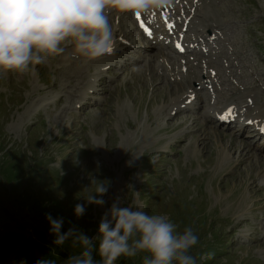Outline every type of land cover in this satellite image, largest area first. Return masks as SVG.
I'll use <instances>...</instances> for the list:
<instances>
[{"label":"rangeland","instance_id":"374dc122","mask_svg":"<svg viewBox=\"0 0 264 264\" xmlns=\"http://www.w3.org/2000/svg\"><path fill=\"white\" fill-rule=\"evenodd\" d=\"M212 1L213 16L233 25L221 43L226 54L221 50L209 62L201 54L169 56L173 69L183 71L181 83L160 67L163 50L151 52L154 46L143 44L146 63L139 61L131 13L115 9L106 10L109 23L134 49L116 47L122 52L111 57L114 62L78 57L66 44L62 55L49 57L35 72L0 73V198L7 210L16 203L6 200L9 188L24 185L43 198L46 212L60 211L71 227L95 238L101 218L118 200L120 207L165 216L179 231L191 226L199 237L190 251L197 264H264V151L254 146L263 141L249 139L250 130L240 132V124L229 130L212 118L215 107L238 96L256 102L250 113L264 104V0ZM223 63L231 83L239 85L235 96L230 84H203L201 67ZM191 91L198 98L180 103ZM14 168L18 176L10 182L6 176ZM93 179L108 187L97 196L103 205L84 199ZM77 203L86 208L79 217ZM38 215L25 213L26 229L37 224L49 231ZM144 255L122 258L142 264Z\"/></svg>","mask_w":264,"mask_h":264},{"label":"clouds","instance_id":"9594fccd","mask_svg":"<svg viewBox=\"0 0 264 264\" xmlns=\"http://www.w3.org/2000/svg\"><path fill=\"white\" fill-rule=\"evenodd\" d=\"M168 3L169 0H0V73L35 72L36 66L47 64L49 57L62 55L66 44L78 57H103L115 40L107 9L136 16ZM84 191H88L84 197L88 204L103 205L105 201L97 196L107 193L108 187L93 179ZM74 211L82 216L85 205L77 203ZM45 216L56 237L53 243H68L73 250L62 264H115L122 256L133 258L139 253H146L142 264H197L190 251L199 237L191 226L179 231L178 225L165 216L120 207L118 200L101 218L95 238L75 226L62 231L63 217H53L51 213ZM35 264H57V260L43 257Z\"/></svg>","mask_w":264,"mask_h":264},{"label":"bare ground","instance_id":"6f19581e","mask_svg":"<svg viewBox=\"0 0 264 264\" xmlns=\"http://www.w3.org/2000/svg\"><path fill=\"white\" fill-rule=\"evenodd\" d=\"M220 1L221 0L212 1L211 5L213 4V2H214V4L217 5ZM169 2L173 3V5L170 7V11H169V15L172 18L173 23H174L173 27L171 29H168L167 26L162 23L161 16L165 10L164 6L161 8H158V9H153L148 14H145L146 18H148L155 25L156 28H155V31L153 33V38L151 39V40H153V42L147 41V43H144V46L146 47L148 44L150 46H154V48L151 49V52H153L152 50H154V49H156L158 51V53H159V50H163V53L161 54L160 59L158 60L159 62H161L160 67H163L164 74L167 75V77H169L168 79L170 81L181 83V81H180L181 79L179 77H180V75L183 74V71L180 70V68L178 71L174 70L173 64L170 62V60H168V57L170 54V52H168V51H174L175 52V48H174V45H176V43L174 42L175 39L177 38V40H178V38H180L181 35L187 34L190 30V27L194 26V24L198 25L200 27V29H197V31H198L197 36H193V37L183 41L185 47H187L186 50H188V49L194 50V49H197L200 44L205 45L204 40H206L208 44H213L211 39H206V37H210L211 34H214V36H216V35L219 36L221 34V43L225 42L227 40L225 38L226 37L229 38L228 34H226L225 31L227 30L228 27L232 28L233 25H232V23H229V22L227 24L220 22L216 18L218 16V15H216V13H215V17L213 16L212 10H210L209 0H169ZM109 13H112L111 10L109 11ZM211 16L214 17L213 18L214 21L217 20V23L213 22V20L210 21ZM133 17H134V15H133ZM114 18H116L117 20L120 19L118 14H116ZM188 18H191V22L188 25L187 30L184 31V29L186 27L185 23H186V20ZM200 20L202 22H200ZM119 25H120V21H118L115 24V27L117 26V29H118L120 27ZM121 27H123V26H121ZM121 30H120V34H122ZM120 34L116 35V33H114L115 40H114V46L112 48V51L107 52L101 58H103L104 60H109L108 58L112 59L111 58L112 56H114L115 54H118V50L116 49V47L125 45L124 40L122 39ZM129 35H131V34H129ZM192 44H193V47H190V45H192ZM182 45H183V43H182ZM227 45L230 46L229 43ZM230 47H231V49L233 48L232 45ZM221 48H222V46L220 44L218 51H216L212 55L213 57H211V58H213V59L218 58V56L221 52ZM137 50L141 52V47L140 46L137 47ZM164 51L166 53H164ZM140 56H141V58L139 57V61L142 59L141 61L143 63L144 62L146 63V58L143 56L142 52H141ZM112 60L113 61H111V62H114V59H112ZM219 60H221V59L219 58ZM222 67H226L225 63H223L222 65H218L216 67L211 66V68H209V69L207 66H203V67H201V72H202V74H205V76L207 78L206 81L213 86L220 87L222 85L228 86L230 84L229 87H231V88L228 87L227 90L230 91L231 94H233L235 96L236 93H234V91H236L239 88V85H238L237 81H236L237 84L231 83L232 81H235V80L231 79L232 77L230 78V76L227 75L228 68H222ZM166 68H167V71H166ZM205 70H206V72H205ZM224 76H226L227 79ZM213 78H215V79L213 80ZM239 97H241V99H242L241 101L232 102V103H234V105H236V107H235L236 110L239 109L240 111H242L244 109V111L249 112L252 109L253 104L254 105L256 104L255 101H253V104L251 103V98L249 96L243 95V96H238L236 98L239 99ZM191 98L192 97H191L190 93H187L186 96H181L179 101L182 104L183 103H189L191 101ZM181 99L184 102H181ZM227 99H228V97L225 100H227ZM232 99H234V98H232ZM222 105L223 104H221V106ZM229 105H233V104H229ZM247 105H250V106L247 107ZM227 108L228 107L226 106L223 110H221L220 113L223 114L227 110ZM258 111H262V112L255 113L253 116L252 122H250L249 125L242 126L244 128L243 130H246L248 127H251L253 129H255V132H256L257 127H260V128H261V126L264 127V104H262L261 107L258 108ZM231 116L232 115L230 113H227L224 116V119L226 120L225 125L229 128V130H232L234 127V123L229 122V120L231 119ZM252 133H254V131H252ZM256 137H259V135H257ZM249 139H251V138H249ZM260 139H261V137L259 138V140ZM254 146H255L256 150L261 151V152L264 151V145L263 146L254 145ZM243 148L244 147H242L241 150H243ZM247 148L251 149L250 147H247ZM248 151L251 152V150H248ZM244 155H245V150H244ZM244 155H243V157H244ZM251 157H253V155ZM257 160H260V159H257Z\"/></svg>","mask_w":264,"mask_h":264},{"label":"trees","instance_id":"16d2710c","mask_svg":"<svg viewBox=\"0 0 264 264\" xmlns=\"http://www.w3.org/2000/svg\"><path fill=\"white\" fill-rule=\"evenodd\" d=\"M16 170L14 168L12 172L8 171L6 176L8 181L12 182L15 176H18ZM7 194L6 200H11V203L14 200L16 203L13 204V211L10 212L0 198V264H35L38 259L50 256L56 258L57 264H62L72 254L69 244L56 246L53 243L56 237L50 230V232L42 230L37 224H31L26 229L23 224L25 220L27 225L29 224L28 219H25V213L27 216L36 213L50 226L45 216L48 212L42 203L43 198L30 192L24 185L11 186ZM14 214L20 216L18 217L20 222L13 223ZM51 214L53 217H63L64 225L72 226L70 218L60 211L53 210ZM96 259L99 257L97 256ZM115 264H124V259L118 258Z\"/></svg>","mask_w":264,"mask_h":264},{"label":"snow or ice","instance_id":"6c2138e0","mask_svg":"<svg viewBox=\"0 0 264 264\" xmlns=\"http://www.w3.org/2000/svg\"><path fill=\"white\" fill-rule=\"evenodd\" d=\"M136 18H137V20H140V15L137 14V15H136ZM140 26H141V28H143V29L145 30V32H146L149 36H151V34H152L151 31H150L147 27H145V23H144L143 21L140 22ZM168 27L171 28L172 25H169ZM177 47H180V46L177 45ZM181 50H183V49H181ZM111 51H112V48L110 47V48L108 49V52H111Z\"/></svg>","mask_w":264,"mask_h":264}]
</instances>
